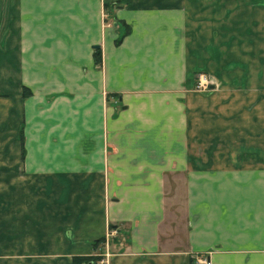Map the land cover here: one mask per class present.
<instances>
[{
  "label": "crops",
  "instance_id": "0c3cea01",
  "mask_svg": "<svg viewBox=\"0 0 264 264\" xmlns=\"http://www.w3.org/2000/svg\"><path fill=\"white\" fill-rule=\"evenodd\" d=\"M200 145L264 156V0H0V264H264V162Z\"/></svg>",
  "mask_w": 264,
  "mask_h": 264
},
{
  "label": "rangeland",
  "instance_id": "374dc122",
  "mask_svg": "<svg viewBox=\"0 0 264 264\" xmlns=\"http://www.w3.org/2000/svg\"><path fill=\"white\" fill-rule=\"evenodd\" d=\"M115 6H116V4L115 3H110V4H107V10H103V11H100V19L102 20L103 18L105 19V21H106V24H107V27L108 26H110L112 23H113V25H116L117 26V20H114L115 19V17H114V15H113V12H111V10L113 11L114 9H115ZM109 10V11H108ZM111 13H112V15H111ZM9 14H11V12H7V11H5L4 12V17L5 18H8V15ZM22 15V14H21ZM20 15V16H21ZM119 22V24L121 25V27H122V29H124V31H125V25H127V23H125L124 21H118ZM110 23V24H109ZM118 27V26H117ZM10 29V28H9ZM130 31H131V26H130ZM94 49V48H93ZM199 73H202V74H206L207 75V77L210 79V81H211V83H210V85L212 84V79L213 78H211V75L207 72V71H205V70H203V69H198V70H196L194 73H193V78H196V76L199 74ZM214 80V79H213ZM214 83V82H213ZM194 89L197 91V92H201V93H206V92H209L210 90H212V89H210V88H207V87H198L197 85H196V87H195V85H194ZM22 90H23V96L24 97H26V96H28L29 94H31L32 92H31V89L29 88V87H27L26 85H23L22 86ZM118 95V94H117ZM121 100H119L118 99V96H117V98H116V103H117V108H118V110L120 109V104H121ZM195 146V145H194ZM229 146H231L232 147V149H229V150H236L235 148L236 147H234L235 145H229ZM215 147L216 146H214V147H212L211 149H206V152H204V147H203V145H200V148L199 149H194L193 151H191V152H189V153H187V154H184V156H183V158L185 159V161L187 162V161H189V162H192L193 163V165L194 166H203L202 164H205V165H210V164H213V163H219V162H225L227 165H230V166H233V164H235L236 166H239V165H243V166H251L252 165V163H254V162H264V156H260V160L258 161H254V156L253 155H251V153H246V152H244V153H240V154H236V155H234V154H231L230 152H228V153H230V154H226V155H215L214 154V150H215ZM123 151V150H121V149H119L118 147H115V150L114 151H116V152H120V151ZM178 157V156H177ZM179 159H180V161H182L181 160V158H180V156H179ZM175 160V159H174ZM176 160H178V158H176ZM117 163H120V160H119V158H117ZM233 163V164H232ZM178 163L176 162V161H171L170 163H169V166H175V165H177ZM183 164H185L184 163V161H183ZM187 164V163H186ZM260 165H262V164H260ZM116 166H121L120 164H118V165H116ZM169 214V211H166V214ZM183 214H184V211L182 212ZM168 224H169V222H168ZM169 226V225H168ZM168 226L166 227V228H168Z\"/></svg>",
  "mask_w": 264,
  "mask_h": 264
},
{
  "label": "built area",
  "instance_id": "2783aa9c",
  "mask_svg": "<svg viewBox=\"0 0 264 264\" xmlns=\"http://www.w3.org/2000/svg\"><path fill=\"white\" fill-rule=\"evenodd\" d=\"M210 83H211V81L207 77L206 74L199 73L196 76V78H195V87L197 85L198 87H204V88L207 87V88H209L210 87ZM109 234H110V232H109ZM195 261H196V264H213L212 261H211V258L207 257L205 255H196L195 256ZM100 262L104 263L105 261L102 258V259H100Z\"/></svg>",
  "mask_w": 264,
  "mask_h": 264
},
{
  "label": "trees",
  "instance_id": "16d2710c",
  "mask_svg": "<svg viewBox=\"0 0 264 264\" xmlns=\"http://www.w3.org/2000/svg\"><path fill=\"white\" fill-rule=\"evenodd\" d=\"M130 32V25H125V31L124 33ZM121 39H118L120 41ZM104 240V239H103ZM102 239L98 240V242H101ZM101 259L100 255L96 256H78L73 258L72 264H98L99 260Z\"/></svg>",
  "mask_w": 264,
  "mask_h": 264
},
{
  "label": "water",
  "instance_id": "95a60500",
  "mask_svg": "<svg viewBox=\"0 0 264 264\" xmlns=\"http://www.w3.org/2000/svg\"><path fill=\"white\" fill-rule=\"evenodd\" d=\"M93 47L97 49V48H99L100 46H99L98 44H95Z\"/></svg>",
  "mask_w": 264,
  "mask_h": 264
}]
</instances>
